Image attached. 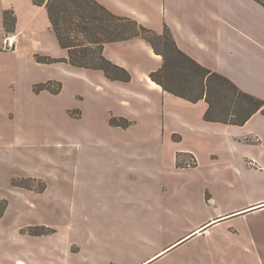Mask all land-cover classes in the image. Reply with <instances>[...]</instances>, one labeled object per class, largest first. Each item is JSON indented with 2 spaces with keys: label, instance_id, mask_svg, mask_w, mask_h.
Wrapping results in <instances>:
<instances>
[{
  "label": "crops",
  "instance_id": "obj_1",
  "mask_svg": "<svg viewBox=\"0 0 264 264\" xmlns=\"http://www.w3.org/2000/svg\"><path fill=\"white\" fill-rule=\"evenodd\" d=\"M97 1L158 33L166 25L184 53L264 100L259 2ZM36 54L67 56L45 7L0 0V264H264L262 112L241 125L206 121L203 98L150 78L162 58L139 37L103 47L130 72L126 82ZM49 80L58 93L34 90ZM33 226L50 232H21Z\"/></svg>",
  "mask_w": 264,
  "mask_h": 264
},
{
  "label": "trees",
  "instance_id": "obj_2",
  "mask_svg": "<svg viewBox=\"0 0 264 264\" xmlns=\"http://www.w3.org/2000/svg\"><path fill=\"white\" fill-rule=\"evenodd\" d=\"M44 6L59 46L67 51L65 58L36 54L41 63L67 62L76 67L99 69L111 80L129 81L130 72L103 54L105 43L139 37L145 40L154 53L162 58L161 66L149 76L174 95L196 102H207L206 121H219L241 125L256 111L264 114V100L241 90L225 75L213 71L184 53L176 44L165 25L161 33L126 15L113 13L97 0H31ZM264 6V0H255ZM15 16L12 10L3 12V25L13 32ZM61 82L49 80L34 85L36 92L48 89L61 90ZM111 124L127 126L121 117H111ZM37 186L35 187V183ZM12 184L42 191L45 183L33 179H12ZM2 212V210L0 211ZM30 234H46L49 229L38 226L28 229Z\"/></svg>",
  "mask_w": 264,
  "mask_h": 264
},
{
  "label": "built area",
  "instance_id": "obj_3",
  "mask_svg": "<svg viewBox=\"0 0 264 264\" xmlns=\"http://www.w3.org/2000/svg\"><path fill=\"white\" fill-rule=\"evenodd\" d=\"M14 38L13 36H9L6 35L3 39V47L7 48V49H11L14 47ZM195 163V157L194 156H190L189 159L187 160V162H185L186 165H192Z\"/></svg>",
  "mask_w": 264,
  "mask_h": 264
},
{
  "label": "rangeland",
  "instance_id": "obj_4",
  "mask_svg": "<svg viewBox=\"0 0 264 264\" xmlns=\"http://www.w3.org/2000/svg\"><path fill=\"white\" fill-rule=\"evenodd\" d=\"M37 186V184L35 183V187ZM1 210H3V205H1V209H0V211ZM0 213H2V212H0ZM34 227V226H33ZM39 227V229H42V227L43 226H38ZM30 227H27V228H23L22 230H21V232L22 233H27V234H30L29 232H28V229H29ZM46 234H48V233H46ZM31 235H35V234H31ZM37 235H43V234H37ZM84 264H91V262H89V261H86Z\"/></svg>",
  "mask_w": 264,
  "mask_h": 264
}]
</instances>
